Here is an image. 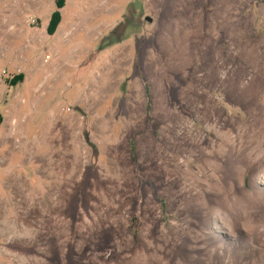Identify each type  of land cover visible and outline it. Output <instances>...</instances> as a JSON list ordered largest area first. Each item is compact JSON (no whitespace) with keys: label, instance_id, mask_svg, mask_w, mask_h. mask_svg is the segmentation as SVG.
<instances>
[{"label":"rangeland","instance_id":"1","mask_svg":"<svg viewBox=\"0 0 264 264\" xmlns=\"http://www.w3.org/2000/svg\"><path fill=\"white\" fill-rule=\"evenodd\" d=\"M0 264H264V0H0Z\"/></svg>","mask_w":264,"mask_h":264},{"label":"trees","instance_id":"2","mask_svg":"<svg viewBox=\"0 0 264 264\" xmlns=\"http://www.w3.org/2000/svg\"><path fill=\"white\" fill-rule=\"evenodd\" d=\"M52 25H54V24H52Z\"/></svg>","mask_w":264,"mask_h":264}]
</instances>
